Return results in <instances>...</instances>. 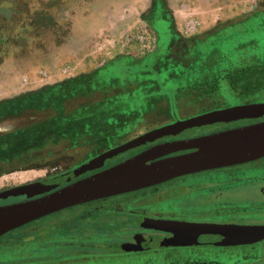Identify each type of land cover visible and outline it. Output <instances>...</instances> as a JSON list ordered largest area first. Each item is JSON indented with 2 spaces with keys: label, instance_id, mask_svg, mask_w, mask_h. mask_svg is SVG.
I'll return each instance as SVG.
<instances>
[{
  "label": "rangeland",
  "instance_id": "obj_1",
  "mask_svg": "<svg viewBox=\"0 0 264 264\" xmlns=\"http://www.w3.org/2000/svg\"><path fill=\"white\" fill-rule=\"evenodd\" d=\"M240 57L250 60L237 65L264 64V0H0V120L12 116L0 121V133L43 122L42 129L16 140L17 149H31L52 142L61 128L70 136L77 126L140 120L153 126L174 119L175 112L185 117L264 100V83L254 87L258 94L245 97L227 86L222 94L183 89L190 84L181 78L183 69L223 72ZM57 164L14 173L7 183L47 176L58 171ZM84 211L74 206L31 222L38 226L25 236L41 228L46 233V246L35 254L14 242L22 230L0 237V264H186L182 257L207 261L210 254L231 256L221 264H264V241L257 248L168 254L97 249L82 237L97 235L96 225L114 218L94 212L79 220Z\"/></svg>",
  "mask_w": 264,
  "mask_h": 264
},
{
  "label": "flooded vegetation",
  "instance_id": "obj_2",
  "mask_svg": "<svg viewBox=\"0 0 264 264\" xmlns=\"http://www.w3.org/2000/svg\"><path fill=\"white\" fill-rule=\"evenodd\" d=\"M254 103H264V100L216 105L206 111L185 117H181L178 112H175L172 114L174 119L162 121L153 126H144L142 120L133 121L132 125L120 127L95 126L87 128L77 126L70 136H66L63 132L65 128H61V132L52 138V142L48 141L50 143L47 142L45 145L42 144L40 147L36 146L31 149H17L16 140H20L22 136L26 135L24 133H29L35 127L42 129L43 122L0 133V183H2L0 184V206L44 196L65 185L90 177L148 152L154 157L149 160L150 163L192 153L196 151L195 148L180 149L165 155H157L154 149L263 122L264 116L187 128L170 134L158 133L157 130L177 121L208 112ZM9 117H12L11 114H8L5 119ZM176 148L178 147L169 149ZM111 152H113L111 155L104 156ZM92 161H97L94 164L95 167L83 171L82 168ZM48 163H58L60 168H56L57 172L47 176L27 178L20 183H7L14 173L27 171L33 166H45ZM74 173L73 179L69 178L61 182L52 190L44 193H36L32 190L37 183L43 180L66 175L73 176ZM77 206L85 207L79 220L87 221L94 212L112 214L114 219L111 222H101L95 228L122 233L115 241L104 240L100 243L101 245L122 246L131 241L143 248L138 251H154L165 254L176 251L228 250L240 246L257 248L264 240L253 244L222 245L220 243L226 240L225 236L214 233L200 234L197 237L198 243H196L195 234L191 230H178V226L180 224L264 226V156L238 164L182 174L136 191ZM158 220L174 223L173 230L151 228V222ZM173 238L179 245L156 246L163 240ZM165 254L163 256H166ZM168 256L170 258L172 255ZM230 257L222 259L219 255L210 254L208 262L200 260L199 255L181 259L186 264H221L224 259Z\"/></svg>",
  "mask_w": 264,
  "mask_h": 264
},
{
  "label": "water",
  "instance_id": "obj_3",
  "mask_svg": "<svg viewBox=\"0 0 264 264\" xmlns=\"http://www.w3.org/2000/svg\"><path fill=\"white\" fill-rule=\"evenodd\" d=\"M262 116H264V103L239 105L180 120L160 128L157 132L170 134L187 128ZM172 147L178 148L169 149ZM192 148H195L196 151L152 163L149 160L154 157L148 152L90 177L65 185L44 196L0 206V237L73 206L136 191L182 174L238 164L262 157L264 156V121L176 145L161 146L154 149V152L157 155H165L180 149ZM113 152L104 156L111 155ZM96 162L92 161L82 170L94 168ZM75 173L73 176L66 175L43 180L37 183L32 190L36 193L52 190L61 182L69 178L73 179ZM173 224L170 221H152L151 228L170 231L173 230ZM180 229L191 230L195 234L196 243H198L197 237L203 233L225 236L226 240L220 243L222 245L253 244L264 240V226L180 224L178 230ZM158 245L177 246L179 244L173 238L163 240L156 246ZM122 248L129 251L143 249L128 243L122 245Z\"/></svg>",
  "mask_w": 264,
  "mask_h": 264
},
{
  "label": "trees",
  "instance_id": "obj_4",
  "mask_svg": "<svg viewBox=\"0 0 264 264\" xmlns=\"http://www.w3.org/2000/svg\"><path fill=\"white\" fill-rule=\"evenodd\" d=\"M254 18H258V15L256 14ZM230 32V31H229ZM227 34L228 30L225 32ZM219 36H223V34H219ZM200 48H203L199 45ZM199 47L193 48L192 50H198ZM249 58L240 57L237 59H230V61L235 62L232 67H224V71H221V68L219 70L213 68L209 71L207 70H201L197 72H192V70L183 69V75L181 78L189 79L190 84L186 85L183 89H189V93H196V94H215L220 93L222 94V89L224 86L230 87L233 91L239 94L241 97H245L247 95H254L255 93V86L260 87L262 83H264V64L261 65V67L254 66L255 64L251 65H245L240 64L237 65V62H243V60H248ZM135 62L139 61L140 59H133ZM250 60V59H249ZM146 72H154L153 68H150L149 66L145 65ZM223 74V75H221ZM159 74H157L158 76ZM158 79L160 77H157ZM223 81L228 82L227 84H223ZM183 89L181 91H183ZM254 93V94H253ZM258 94V93H256ZM255 94V95H256ZM262 96V94H260ZM47 218V217H46ZM45 219V218H44ZM38 224H27L23 227H20L16 230H22L21 236L17 237L14 242L18 245L17 247L23 246L27 247L28 251H31L35 254L37 249L41 248L42 246H46V242L44 240V235L41 231L43 228L39 230H34L32 232V236H25V231L28 230V228H36ZM45 229V228H44ZM41 230V231H40ZM15 231V230H14ZM12 231V232H14ZM108 231V230H107ZM104 229H97V235L92 233V235L87 237H82V239L90 240L91 243H94L97 246V249L102 248V245L100 244L104 240H116L118 239L119 232L118 231H111L110 235L107 233ZM30 237V238H29ZM60 237V236H58ZM69 238V237H64ZM52 240L58 241V239L55 237ZM58 242L52 243L48 246L56 245ZM106 247H119L118 245H105Z\"/></svg>",
  "mask_w": 264,
  "mask_h": 264
},
{
  "label": "crops",
  "instance_id": "obj_5",
  "mask_svg": "<svg viewBox=\"0 0 264 264\" xmlns=\"http://www.w3.org/2000/svg\"><path fill=\"white\" fill-rule=\"evenodd\" d=\"M9 125H10V123H7L6 126H4V127H8Z\"/></svg>",
  "mask_w": 264,
  "mask_h": 264
}]
</instances>
